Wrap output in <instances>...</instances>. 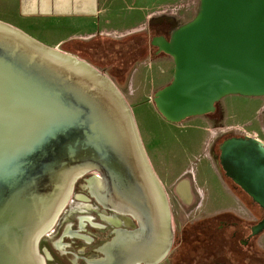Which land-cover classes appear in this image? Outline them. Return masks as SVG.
<instances>
[{
    "label": "water",
    "instance_id": "water-1",
    "mask_svg": "<svg viewBox=\"0 0 264 264\" xmlns=\"http://www.w3.org/2000/svg\"><path fill=\"white\" fill-rule=\"evenodd\" d=\"M150 44L174 65L152 97L169 122L213 112L227 95L264 96V0H197L190 19ZM221 151L232 179L264 208V142L232 137ZM85 174L95 176L103 206L142 228L113 236L97 263L158 261L171 244L167 200L119 87L88 61L0 21V264H44L39 240ZM263 228L264 218L252 233Z\"/></svg>",
    "mask_w": 264,
    "mask_h": 264
},
{
    "label": "flooded vegetation",
    "instance_id": "flooded-vegetation-1",
    "mask_svg": "<svg viewBox=\"0 0 264 264\" xmlns=\"http://www.w3.org/2000/svg\"><path fill=\"white\" fill-rule=\"evenodd\" d=\"M166 23L168 26L160 25L153 34L167 35L171 24L168 20ZM216 112L217 106L210 113ZM258 114L257 125L264 134V101ZM171 126L156 134L145 132L140 139L147 162L165 194L172 227L170 247L154 264L163 260L167 264L249 262L262 251L259 235L264 228L253 234L252 227L264 218V208L229 175L231 163L221 160L223 142L246 134L218 125L210 138L206 139L203 133L196 156L193 143L189 139L181 142L179 138L186 125ZM199 129L205 132L209 128L199 125ZM137 133L139 136L138 129ZM85 175L76 179L69 204L39 240L44 264H99L97 260L104 257L100 250L104 243L121 231L130 234L142 230L131 214L103 206L93 193L91 180L95 176ZM212 252L219 256L217 260L211 258L215 255Z\"/></svg>",
    "mask_w": 264,
    "mask_h": 264
},
{
    "label": "rangeland",
    "instance_id": "rangeland-1",
    "mask_svg": "<svg viewBox=\"0 0 264 264\" xmlns=\"http://www.w3.org/2000/svg\"><path fill=\"white\" fill-rule=\"evenodd\" d=\"M144 1L145 0L142 1L135 0V2L137 3L135 7H138L140 4H145V3L148 4L147 2H149V5L147 6L146 9L138 8L139 11L147 10L149 12L155 13L153 18H151L149 22H152L153 20H157V19L158 20L166 19L167 17H169L171 27H175L190 19L194 15L197 6V0H178V2L168 5H164L163 3H160L159 2L160 0H157L156 2L155 1L144 2ZM105 4L107 7V12H106L107 17L116 18V20H120V18H122L127 11H130V9L128 8V0H106ZM118 7L123 9L122 12H116L114 8H118ZM125 7H127V9ZM162 24L163 23H160L159 25ZM40 38L44 40V37H40ZM51 40H52V36L50 37V39L46 38L44 42L40 40L39 42H41L46 46L52 47V45H50L51 43H47L50 42ZM80 45L81 43L77 41L76 42L74 41L71 44L67 45L69 51L68 53L74 54L82 58L81 56L78 55V50L80 49L79 47ZM86 55H87L86 57L87 59L86 58H82V59H85L89 63L94 64L93 62L95 60V53L92 52L91 54H86ZM148 59L149 58L147 57V59L145 60L146 62L142 61V63H139L140 62L139 61L137 65H135L134 69H132V71H130V73L128 74L127 81L120 89L127 104L131 109L135 126L137 127L140 133L139 136L141 138L139 139L142 140L144 138L145 132L148 131H153V133L156 134L161 130H163L164 128H172L171 125H186V127L180 130L179 138L181 142H183V139L185 142L187 141V139H189L190 144L193 143L192 148L194 149L196 156L197 153L199 152L201 141L204 138L203 133H205L206 139L210 138L211 137L210 135L211 134L213 135L216 132L217 130L216 126L218 125H220L221 128L227 130H230V128L233 127L234 132L244 133L246 135L253 137L256 136L257 138H260L261 140L264 141V134L260 129V125H257V118H259L258 111L260 110V107L263 104L264 98L261 99L252 96L227 95L222 99H220L215 104V106H217V112L214 114L210 113V114L191 116L186 118L184 121L180 123H172L167 121L156 110L152 97L157 89L161 88L171 80L173 74V67H174L173 61L169 55L162 53L158 55H153L152 53L150 54L151 61ZM98 60H100V58H98ZM136 68L141 69L142 71H144V73H141L140 76H137L135 73ZM154 73L157 74L154 76H157L158 79L153 81L152 74ZM139 86L140 89L138 90L137 88ZM130 90H134V94L138 93V95L136 97L135 96L132 97L131 95H129ZM133 102H136L134 106H132ZM199 125H206L209 128L208 130H206L207 134L206 131L203 132V130L201 131L199 129ZM71 195L69 196V199L66 202L67 204H69L68 202L70 201ZM81 213L85 214V212L83 211ZM87 214H91V212ZM259 244L261 250L264 251V232L259 235ZM262 251H259L252 258V260L244 264H264V252ZM212 254H215V255H211V258L213 260H217V258H219V256L216 253L212 252ZM224 259L225 260L228 259V256L225 255ZM156 264H167V263L166 261L163 260L162 262ZM224 264H231V263L227 262Z\"/></svg>",
    "mask_w": 264,
    "mask_h": 264
},
{
    "label": "crops",
    "instance_id": "crops-1",
    "mask_svg": "<svg viewBox=\"0 0 264 264\" xmlns=\"http://www.w3.org/2000/svg\"><path fill=\"white\" fill-rule=\"evenodd\" d=\"M145 1L156 2L157 0ZM105 2L106 0H0V21L20 29L38 41L44 42L46 38L50 39L52 36V40L47 43H51L53 48L59 47L65 52H69L67 45L74 41L88 42L97 36L121 39L138 32H145L148 38V60H150V54L162 53L156 52V47L150 44V38L160 23H164L166 20L170 22L167 19L169 17L149 22L155 13L147 10L139 11L138 9H146L149 2L135 7L137 5L135 0H128L130 11H127L120 20H116V18L107 17ZM159 2L168 5L178 2V0H160ZM125 8L127 9V7ZM114 9L116 12L123 10L120 7ZM40 37H44V40ZM63 43H66V50L61 48ZM147 57L138 62L142 63ZM137 63L125 71L127 79L128 74ZM135 73L140 76L144 71L136 68ZM107 75L115 82V79L109 74ZM154 75L157 74H152L153 81L158 79ZM116 85L119 89L123 87V85ZM137 89L139 90L140 86ZM129 95L136 97L138 93L134 94V90H130ZM135 104L136 102H133L132 106Z\"/></svg>",
    "mask_w": 264,
    "mask_h": 264
},
{
    "label": "trees",
    "instance_id": "trees-1",
    "mask_svg": "<svg viewBox=\"0 0 264 264\" xmlns=\"http://www.w3.org/2000/svg\"><path fill=\"white\" fill-rule=\"evenodd\" d=\"M164 23L168 26L166 22ZM80 43L78 55L86 58V54L94 52L95 60L91 62L109 74L115 79V83L120 86L126 82L127 74H125V71L148 56V38L145 32H138L121 39L97 36L88 42ZM61 48L65 49L66 43H63Z\"/></svg>",
    "mask_w": 264,
    "mask_h": 264
},
{
    "label": "built area",
    "instance_id": "built-area-1",
    "mask_svg": "<svg viewBox=\"0 0 264 264\" xmlns=\"http://www.w3.org/2000/svg\"><path fill=\"white\" fill-rule=\"evenodd\" d=\"M254 137H256V136H254ZM257 138V137H256ZM258 139H260V138H258ZM261 140V139H260ZM261 141H263V140H261ZM264 142V141H263Z\"/></svg>",
    "mask_w": 264,
    "mask_h": 264
}]
</instances>
